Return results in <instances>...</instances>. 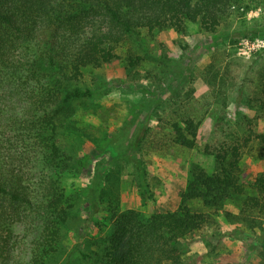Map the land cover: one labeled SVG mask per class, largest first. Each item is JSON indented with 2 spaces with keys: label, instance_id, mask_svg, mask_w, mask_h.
Wrapping results in <instances>:
<instances>
[{
  "label": "trees",
  "instance_id": "16d2710c",
  "mask_svg": "<svg viewBox=\"0 0 264 264\" xmlns=\"http://www.w3.org/2000/svg\"><path fill=\"white\" fill-rule=\"evenodd\" d=\"M252 1L0 0V264L13 262L17 229L24 222L35 223V232L23 264H198L197 259H186V239L216 224L218 210L228 199L240 201V209L225 210L227 220L261 225L264 170L244 177L242 160L253 148L264 159V68L257 87L246 97L254 115L244 114L230 125L226 110L219 111L203 147L214 159L213 169L191 165L176 209L148 216L123 209V157L101 172L93 192L85 189L83 195H74L66 184L69 175L90 171L97 155L85 152L75 119L80 104L101 96L103 90L87 82L86 68L122 60L134 67L143 57L133 53L124 57L118 48L142 32L172 29L184 35L195 23L202 31L216 33L234 16L244 17L264 2ZM235 34L264 37V23ZM210 68L215 71L213 64ZM213 73L219 79L210 83L214 99L225 108L231 96L227 77ZM184 82L185 75L179 84ZM185 102L168 123L176 144L194 148L200 120ZM192 200L211 210L192 207ZM84 207L92 214L103 213L95 220L100 234L85 239L82 247L77 243V256L68 253L62 261L65 235Z\"/></svg>",
  "mask_w": 264,
  "mask_h": 264
},
{
  "label": "rangeland",
  "instance_id": "374dc122",
  "mask_svg": "<svg viewBox=\"0 0 264 264\" xmlns=\"http://www.w3.org/2000/svg\"><path fill=\"white\" fill-rule=\"evenodd\" d=\"M262 23L264 2L259 1L244 17L234 16L229 26L216 33L202 31L195 23L190 24L184 35L172 29L142 32L118 48L124 57L130 53L143 57L134 67L122 60L101 68H86L87 82L94 87L103 86V90L101 96L80 104L75 119L82 132L81 141L86 145L85 152L97 155L90 171L69 175L67 191L74 195H83L85 189L93 192L101 172L114 166L117 157H123L126 159L121 189L123 209H136L147 216L176 209L181 191L188 183L191 165L200 163L209 171L213 169L214 159L204 153L203 147L219 111L226 110L230 125L244 119V114L254 115L246 97L257 87L264 68V37H245L235 31ZM212 64L215 71L210 72ZM213 72L218 78L227 77L231 96L225 108L214 99L210 83H219V79L212 77ZM184 75L185 82L179 84ZM184 101L189 112L200 120L198 144L194 148L176 144L168 123L179 115V105ZM242 170L247 178L264 170V159L257 148L245 152ZM190 204L199 210H211L200 200H192ZM239 209L240 201L228 199L218 210L216 224L190 234L186 239L189 244L186 259H197L198 264L228 260L264 264V211L258 217L262 226L251 227L225 218V210ZM80 210V218L71 223L72 229L65 235L62 261L68 253L77 256V243L82 247L85 239L100 234L95 220L102 218L103 213L92 214L86 207ZM34 225L24 222L18 227V246L11 264L28 261Z\"/></svg>",
  "mask_w": 264,
  "mask_h": 264
}]
</instances>
